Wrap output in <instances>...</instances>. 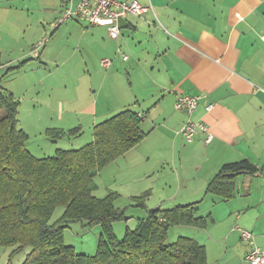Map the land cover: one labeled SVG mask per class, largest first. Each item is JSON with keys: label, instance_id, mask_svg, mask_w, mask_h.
<instances>
[{"label": "crops", "instance_id": "0c3cea01", "mask_svg": "<svg viewBox=\"0 0 264 264\" xmlns=\"http://www.w3.org/2000/svg\"><path fill=\"white\" fill-rule=\"evenodd\" d=\"M77 1L0 0V41L9 38L11 28L19 20L26 21L28 32H32L30 59L48 57V27L54 28L48 36L51 38L70 19L73 21L66 23V28L79 33L75 40L71 39L76 41V47L86 50L84 58L93 73L94 99L87 104H80L76 98L69 101L70 106L62 103L60 117L72 124L46 127L45 137L50 138L47 129L63 131L51 138L54 142L73 129L76 133L70 134L77 135L85 117L92 116V133L86 140L89 143L94 140L98 122L125 108L134 110L141 115L140 126L145 135L136 146L98 172L94 193L104 197L116 192L117 200L125 194L133 206L132 197L149 191L143 218L148 210L163 208L168 202L177 203L174 206L195 203L198 216L209 217V222L216 223L211 210L206 213L208 208L202 206L207 198L213 206L231 202L246 186L248 195H252L254 183L259 187L264 182V171L242 173L236 177V193L229 200L206 192L225 163L249 159L264 167V0H137L149 10L143 16L125 17L127 23L118 39L110 37L106 26L89 24L74 16L54 27L53 23ZM43 38L45 43L34 55ZM64 47L53 46L56 58ZM121 51L134 53L133 57L124 60ZM103 58L112 60L108 68L102 66ZM25 62L17 68L24 67ZM180 94L200 97L192 118L207 123L213 135L209 143L205 142V134L187 141L180 133L188 119L184 111L175 107ZM209 103L213 107L207 110ZM75 114L80 117L74 122ZM109 168H114L111 171L115 173L107 183L105 171ZM128 184L131 185L126 188ZM101 186L103 195L96 193ZM117 200L118 207L126 208ZM251 207L250 203L237 207V220L256 235V245L264 248V225H259L258 220L241 221ZM185 226L192 230L186 236L205 245L210 264H250L246 255L252 245H243L242 234L240 241L237 237L231 241V236L236 235L233 229L219 236L208 224L204 228ZM236 228L240 232L241 227ZM197 232L204 238L193 234Z\"/></svg>", "mask_w": 264, "mask_h": 264}, {"label": "trees", "instance_id": "16d2710c", "mask_svg": "<svg viewBox=\"0 0 264 264\" xmlns=\"http://www.w3.org/2000/svg\"><path fill=\"white\" fill-rule=\"evenodd\" d=\"M19 104L0 88V245L18 251L31 247L23 264H210L205 245L196 239L180 235L167 242L173 225L207 226L209 217L198 216L195 203L148 210L119 240L113 224L129 219L127 209L116 205V192L104 197L94 193L98 172L143 139L141 115L125 108L95 125L93 141L38 157L26 148L27 135L17 126ZM46 133L54 139L63 131ZM261 171L264 167L249 159L225 163L206 192L229 200L236 193L237 175ZM148 196L149 191L132 197V205L145 208ZM60 206L63 214L51 223ZM76 220L101 226L94 255L65 243L64 229Z\"/></svg>", "mask_w": 264, "mask_h": 264}, {"label": "rangeland", "instance_id": "374dc122", "mask_svg": "<svg viewBox=\"0 0 264 264\" xmlns=\"http://www.w3.org/2000/svg\"><path fill=\"white\" fill-rule=\"evenodd\" d=\"M71 21L73 20L70 19L66 23ZM66 23L61 24L56 34L51 38H48V36L54 28L48 27L50 31L46 39V45L50 46V55L48 57L43 55L41 59H30L32 50L28 53V49L30 50L31 47L29 42L32 32H28L29 26L26 21L19 20L18 25L11 28L9 38L6 41H0V63H2V66H0V88L2 87L5 92H8V90L14 92V96L20 101L17 126L27 135L26 148L31 152H35L38 157L54 155L57 148H79L87 144L88 141L86 140L92 133V116L85 117V122L79 134L71 135L67 132L64 137L57 138L55 142L52 141L53 139L45 137L43 131L46 127L60 126V124L71 126L67 124L72 123H67L60 117L62 103L65 102V106H70L69 101L76 98L80 104H87L94 99L95 92L91 87L93 73L86 66L84 58L86 50L84 51L82 47H76V41L73 40L76 39L79 33L66 28ZM122 30L124 32L127 29ZM70 39L71 42L68 41ZM42 40L44 44V38ZM55 44L61 47L66 46L62 48L59 58H56V53L52 50ZM23 50H26V53ZM42 52L43 49L41 54ZM25 54L29 55L24 57ZM127 54L133 57L132 54L134 53ZM25 60L24 67L17 68L20 62ZM123 74L125 75L124 71ZM73 117L75 122L76 117L79 118L80 116L75 114ZM109 169L105 171L107 183L112 181L115 173L111 171L114 168ZM257 184L255 182L252 187V195H248L249 192H247L246 186L242 189L241 194L231 202H222L213 206L212 200L207 198L202 203L203 207L208 208L206 213L211 210L212 216L216 220V223L209 222L210 219L208 221L211 231L215 232L214 235H225L233 229L236 231V235L231 236V241L236 237L237 241H240L241 229H245V227L237 220L238 212H236V208L246 203H250L253 207L249 209V212L241 221L250 223L258 220L259 225H264V182H260L259 187H257ZM130 185H126V188ZM102 189L103 186L96 193L103 195ZM126 196L125 194L121 195L117 203L126 206L129 219L121 220L116 225L113 224V230L119 240L124 238L128 228H136L139 219L143 218L141 214L145 213V208L131 206ZM175 204L177 203L168 202L163 208H169ZM63 212L64 207H58L50 222H55ZM236 225L241 227L239 228L240 232H238ZM101 231L99 225L88 226L84 220L71 221L64 229V241L67 245L73 246L78 253L94 255L98 248ZM191 231V228L185 225H173L169 229L167 242L175 241L180 235H190L192 234ZM193 234L195 236L197 234L201 239L204 238V235H200L198 232ZM253 235L256 244V235ZM243 242V245H246L249 241L244 239ZM223 244L226 245L225 242ZM31 249V247H27L22 251H18L14 246L0 245V264H23ZM233 250L232 252H234Z\"/></svg>", "mask_w": 264, "mask_h": 264}, {"label": "built area", "instance_id": "2783aa9c", "mask_svg": "<svg viewBox=\"0 0 264 264\" xmlns=\"http://www.w3.org/2000/svg\"><path fill=\"white\" fill-rule=\"evenodd\" d=\"M148 10V6L142 5L137 0H78L75 6L67 8L63 12L62 16L53 23V26L57 27L65 19L74 16L89 24L106 26L110 37L118 39L121 31V26L118 22L120 17H127L128 15L143 16ZM43 42L37 44L34 55L38 54V48ZM120 53L124 60L129 59L127 53L122 51ZM101 64L103 67L108 68L112 64V60L103 58ZM199 104L200 97L197 95L180 94L177 96L176 109L184 111L188 116V119L180 129V133H182L187 141H192L197 134H205V142L209 143L213 135L210 133L207 123L192 118V114ZM212 107V103L206 105L207 110H210ZM241 234L252 245L246 255L250 264H264V248L255 244L253 233L249 230L241 229Z\"/></svg>", "mask_w": 264, "mask_h": 264}, {"label": "water", "instance_id": "95a60500", "mask_svg": "<svg viewBox=\"0 0 264 264\" xmlns=\"http://www.w3.org/2000/svg\"><path fill=\"white\" fill-rule=\"evenodd\" d=\"M118 22H119V24H120V26H121V28H122V27H125V26H126L127 20H126L125 17H120V18L118 19Z\"/></svg>", "mask_w": 264, "mask_h": 264}]
</instances>
